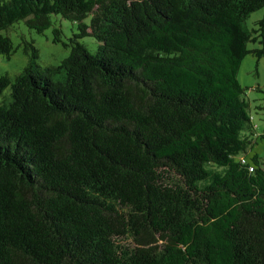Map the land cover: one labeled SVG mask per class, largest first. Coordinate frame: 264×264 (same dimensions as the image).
<instances>
[{"label":"trees","instance_id":"obj_1","mask_svg":"<svg viewBox=\"0 0 264 264\" xmlns=\"http://www.w3.org/2000/svg\"><path fill=\"white\" fill-rule=\"evenodd\" d=\"M261 9L0 0L7 59L21 21L78 28L69 44L53 28L71 49L61 64L42 67L23 38L27 65L0 76V264H264V167L240 161L257 125L238 78L264 55L248 49L264 43V18L256 36L246 26Z\"/></svg>","mask_w":264,"mask_h":264},{"label":"rangeland","instance_id":"obj_2","mask_svg":"<svg viewBox=\"0 0 264 264\" xmlns=\"http://www.w3.org/2000/svg\"><path fill=\"white\" fill-rule=\"evenodd\" d=\"M264 18V9L258 10L250 15L246 21L247 28L254 36L255 30L259 28L258 21ZM54 26L46 30L43 34L29 29L23 21L14 25V30L10 31V37L14 42L16 52L7 59L0 55V76L9 74L12 78L20 74L28 63V56L23 51V38L27 41H33L39 50L40 58L38 63L42 67L57 66L70 54V48L62 44H56L54 40L53 28L60 27L63 30V40L70 43L75 33H78L77 24L65 20L60 16H53ZM259 40H261L259 38ZM82 42L91 50L96 51L99 43L93 37H87ZM248 49H264V43L254 42L248 44ZM239 82L247 88V99L250 102V113L254 116V122L257 125L254 136V144L245 154L248 161L258 157L264 167V93L257 90L260 87L264 90V55L261 57L250 53L246 56L239 70ZM9 91H7L8 93Z\"/></svg>","mask_w":264,"mask_h":264},{"label":"built area","instance_id":"obj_3","mask_svg":"<svg viewBox=\"0 0 264 264\" xmlns=\"http://www.w3.org/2000/svg\"><path fill=\"white\" fill-rule=\"evenodd\" d=\"M240 161L243 164H247L248 163L247 158H245V157H241ZM250 171H254V167L253 166H250Z\"/></svg>","mask_w":264,"mask_h":264}]
</instances>
